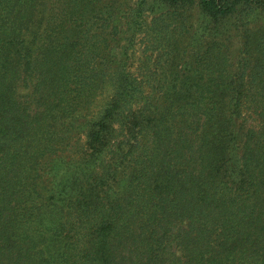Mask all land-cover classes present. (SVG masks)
<instances>
[{
    "label": "trees",
    "instance_id": "obj_1",
    "mask_svg": "<svg viewBox=\"0 0 264 264\" xmlns=\"http://www.w3.org/2000/svg\"><path fill=\"white\" fill-rule=\"evenodd\" d=\"M106 1L0 0V264H264V0H198L192 51L152 19L140 77Z\"/></svg>",
    "mask_w": 264,
    "mask_h": 264
},
{
    "label": "rangeland",
    "instance_id": "obj_2",
    "mask_svg": "<svg viewBox=\"0 0 264 264\" xmlns=\"http://www.w3.org/2000/svg\"><path fill=\"white\" fill-rule=\"evenodd\" d=\"M137 0H116V2L120 5V12L118 15L114 17L115 22L117 21L119 25V29L122 31V35L124 38H122L121 43L118 46L125 45L128 47V55H129V66L131 71L135 72V76L140 77V67L142 65V61H145L143 55L150 56L148 60H150V63H152V66L150 69H154V56H157V54H161V52H164L161 45V50L157 51L156 45L152 44V38H153V26L149 25V22L155 18H158L162 14V18L166 19L168 25H169V31L168 34L171 36L170 40L167 42V50L170 49V45L173 46V42L177 41L178 37H180V23L181 20L185 21V28L187 30L181 29V31H185V35L181 38V46L178 49V51H182V47H188L189 51L195 50L197 48H201L200 45H204L210 41V38L216 32L214 29L213 21L208 20V18H204L198 8V0H191V2L186 4L185 9V15H182L184 19H180V17L177 14H172L174 10H172L171 6L164 5V7L153 4L149 0V6L143 11L142 13V28L139 31H136L133 40L131 44H129V41L125 38H127L131 31L128 28L126 24V18L125 13L129 12L130 8H134L136 5ZM46 5L48 7H54V0H46ZM105 3H110V1H106ZM53 5V6H52ZM109 5V4H108ZM100 17H98L99 19ZM187 19V20H186ZM166 23V24H167ZM257 23V21H256ZM220 26H222L224 29L230 30L231 40L227 43L229 44V52L232 54V59L235 61L237 59L238 55V49L240 47L241 38L237 36L238 30L234 25H231V20H226L223 22ZM164 24L160 26L161 32L165 33ZM188 31V32H187ZM187 32V33H186ZM175 54V51L171 52V55ZM171 62V60H170ZM144 66V65H143ZM142 66V67H143ZM162 66V65H161ZM16 93L19 98H21L22 101H24V97L27 96L30 93V88L25 87L22 85V83L18 84L16 88ZM248 121H252L250 118L247 119Z\"/></svg>",
    "mask_w": 264,
    "mask_h": 264
}]
</instances>
